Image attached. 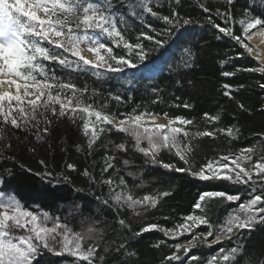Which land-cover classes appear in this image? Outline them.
Instances as JSON below:
<instances>
[{"label": "snow or ice", "instance_id": "obj_1", "mask_svg": "<svg viewBox=\"0 0 264 264\" xmlns=\"http://www.w3.org/2000/svg\"><path fill=\"white\" fill-rule=\"evenodd\" d=\"M220 2L226 3L228 7H217L214 13L207 3H201L199 7L206 14L207 24L217 31V39L228 38L234 47L243 50L227 53L226 58L220 61L221 67L246 53L255 58L259 66L234 65L235 70L264 75V52L251 43L253 37H259L264 42V11L255 15L250 8L257 5H252L238 19L231 10L234 0ZM258 6L264 9V0H260ZM130 7L133 16L150 14L162 22V27L157 29L146 24L147 31L141 30L134 40L129 39L128 34L121 29L122 25L127 27L125 15L117 14L114 0H0V158L13 149L12 138L19 139L17 132L31 133L36 143H43L51 135L53 122L67 119L82 131L89 152L102 133L115 130L130 138L132 149L143 154L145 163L158 165L169 172L186 173L202 182L239 185L240 191L236 193L227 189L201 191L192 205L193 209L201 212L204 204L212 199L236 205L227 212L222 222L218 220L213 223L206 214L190 212L182 217L183 222L173 227L149 222L134 232L139 237L143 233L157 230L169 240L190 234L192 238L186 243L171 244L174 251L164 255L160 264H185V261L187 264H205L198 256L190 255L191 250L197 246V240L211 247L225 240L231 242L234 238L238 239L244 229L254 231L257 225L264 227V157L253 162L254 149L246 148L209 158L205 163L193 166L190 162L191 140L215 137L218 133H226L237 139L239 129L232 125L227 128L189 131L187 126L194 125L192 119L170 117L167 112L159 114L147 109L138 111L133 108L131 112L118 114L110 111L106 102H97L95 90L86 95L89 91L87 85L80 87L70 78L71 72H91L101 77L105 72L123 73L125 69L136 68L151 51L163 48L175 29L193 23L191 18L181 17L175 8L169 14L155 11L148 0L131 3ZM218 20L222 23H218ZM237 24L239 33L235 30ZM85 49L94 59L84 54ZM185 54L187 58L183 60V66L193 67V54L189 49H185ZM57 67L68 70L69 77L57 75ZM234 75L235 72L231 71L221 72L223 77ZM258 86L264 90V82H259ZM221 87L223 96L234 99L233 85L223 83ZM152 91L158 92L157 89ZM112 98L118 102L121 100L119 95ZM237 103L242 111H247L242 102ZM183 107L192 106L185 103ZM260 110L264 111V107ZM161 115L167 120L166 124L156 122ZM203 116L207 123L213 125L222 118L221 115L208 113ZM146 118L154 126H145ZM145 141L147 146H144ZM116 148L128 151L126 142L117 144ZM28 151L35 153L36 148L29 147ZM77 151H81L80 145H77ZM163 151L174 155L177 162H164L160 158ZM10 158L16 159L15 156ZM115 160V156L104 158L105 166L99 181L87 168L81 173L89 178L90 184L99 183L108 187L106 197H95L100 204L116 212L127 209L135 216H146L150 210L159 206L161 200L172 194L170 190H159L153 194L137 196L128 188L124 176H120L118 182L112 176L103 178L104 173L115 168ZM39 163L45 170L35 175L48 180L53 176L48 162L41 159ZM123 164L127 166L129 160L125 159ZM19 167L26 172L33 171L23 163ZM66 168L78 171L73 163H67ZM127 176L139 179L132 171ZM62 178L65 182L71 180L68 175ZM48 182L51 183L50 180ZM142 183L138 186H142ZM117 222L122 228L127 227L124 218ZM98 224L99 221H82L81 230L76 231L49 211H40L39 208L29 210L16 195H6L0 190V264H40L39 258L45 251L56 256L66 253L74 257L75 260L68 264H94L100 242L104 239L103 229L97 227ZM201 226L207 230L197 232ZM165 245L167 240H160L153 247ZM125 247L120 242L115 250L119 252ZM103 251L109 252V247L105 246ZM181 252L184 256L180 255ZM242 252L240 245L230 249L220 247L206 264H236L238 253L242 255ZM99 259L103 260L104 257L100 256ZM245 264H251V261L246 260Z\"/></svg>", "mask_w": 264, "mask_h": 264}, {"label": "trees", "instance_id": "obj_2", "mask_svg": "<svg viewBox=\"0 0 264 264\" xmlns=\"http://www.w3.org/2000/svg\"><path fill=\"white\" fill-rule=\"evenodd\" d=\"M148 2L155 11L162 14H169L171 9L175 8L181 17L191 18L193 23L175 29L169 42L163 48L151 51L136 68L125 69L123 73L105 72L101 77H96L91 72H71L70 78L80 87L87 85L89 91L86 95L95 90L97 102H106L109 110L118 114L131 112L133 108L138 111L147 109L159 114L167 112L170 117L183 116L192 119L194 125L187 126L189 131L212 130L213 127L227 128L232 125L239 129L237 139L229 137L226 133H218L215 137H197L191 140L190 162L193 166L205 163L209 158L246 148L254 149L253 162L264 157V111L260 110L264 107V90L258 86L259 82H264V75L235 70L234 65L259 66L258 62L246 53L221 67L220 61L226 58L227 53L243 50L234 47V43L228 38L217 39V31L207 24L206 14L199 7L201 3H207L214 13L217 7L223 9L228 5L220 0ZM114 3L117 5V14L125 15L127 27L122 25L121 29L128 34L129 39L134 40L141 30L147 31L146 24H151L157 29L162 27V22L150 14L141 13L138 17L132 15L130 4L139 3V0H114ZM259 4L260 0H234L231 10L239 19L245 9L257 5L252 6L250 10L253 14L260 15L264 9L259 7ZM217 22L222 23L219 20ZM235 30L240 32L238 24ZM185 49H189L194 57L191 68L183 66V60L187 58ZM222 71L235 72V75L223 77ZM56 72L57 75L69 77L68 70L57 67ZM223 83L234 86V99L223 96ZM240 85L244 87L241 88ZM152 89H157L158 92L154 93ZM115 95L121 97L119 102L112 98ZM154 100L158 102L153 103ZM238 101L245 105L247 111L239 108ZM185 103L192 107H183ZM204 113L221 115L222 118L215 125L209 124L205 121ZM16 136L19 139L12 138L13 149L0 158V190L16 195L29 209L49 211L52 216L60 217L62 223H67L76 231L81 230L82 221H99L97 227L103 229L104 239L100 242L94 264H160L164 255L174 251L170 247L171 244L186 243L192 237L186 234L177 240H169L157 230L137 237L134 232L141 226L152 222L173 227L183 222L182 217L190 212L206 214L213 223L218 220L222 222L227 212L236 206L212 199L204 204L203 212L193 209L192 205L201 191L227 189L236 193L240 191V186L228 182H202L186 173L169 172L158 165L145 163L143 154L132 149L130 138L115 130L102 133L91 152L87 149L82 131L67 119L53 122L51 135L47 137L46 142L36 143L31 133L17 132ZM125 142L128 151L117 150L116 145ZM77 145L81 146V151H77ZM29 147H35V153H30ZM12 156L16 159H11ZM106 156L116 157L115 168L104 173L103 178L112 176L118 182L119 177L124 176L128 188L137 196L153 194L159 190H170L172 194L161 200L159 206L150 210L146 216H135L127 209L116 212L107 205L100 204L95 197H106L108 187L99 183L90 184L89 178L81 173L87 168L99 181ZM160 158L164 162H177V158L167 151H163ZM41 159L48 162V168L53 172V176L48 178L51 183L35 175L36 172L42 173L45 170L39 163ZM125 159L129 160L127 166L123 164ZM20 163L33 171L30 173L22 170ZM67 163L75 164L78 171L68 170ZM179 163L182 165V162ZM129 171L135 172L139 179L134 180L133 177L127 176ZM63 175L70 176V182H65ZM141 181L142 186H138ZM75 189L83 191L77 192ZM165 217L169 219L165 220ZM120 218L126 220V228L118 224ZM206 230L205 226H201L196 231ZM160 240H167V245L153 247ZM120 242L126 247L117 252L115 247ZM196 243L197 246L191 250L190 255L198 256L205 264L220 247L230 249L236 245H240L243 250L242 255L238 253L236 264H245L246 260L251 261V264H264V227L260 225H257L254 231L242 230L240 237L231 242L225 240L211 247L199 240ZM105 246L109 247L107 253L103 251ZM180 255L184 256V253L181 252ZM100 256L104 259H99ZM39 260L40 264H68L75 259L45 251Z\"/></svg>", "mask_w": 264, "mask_h": 264}, {"label": "rangeland", "instance_id": "obj_3", "mask_svg": "<svg viewBox=\"0 0 264 264\" xmlns=\"http://www.w3.org/2000/svg\"><path fill=\"white\" fill-rule=\"evenodd\" d=\"M255 47H257L261 52H264V42H262L261 40H260V38L259 37H253V40H252V42H251ZM84 54L89 58V59H94V56L92 55V54H90V53H88L87 52V50L85 49L84 50ZM251 57V56H250ZM253 58V57H252ZM254 60H256L255 58H253ZM257 61V60H256ZM258 62V61H257ZM258 64H259V62H258ZM146 124H145V126H147V127H152V126H154L153 125V122L150 120V119H148V118H146ZM156 122H158V123H167V120L165 119V118H163V117H158V119H157V121ZM144 146H147V144H146V141L144 142ZM6 195H8V194H10V193H5ZM29 210H36V209H29ZM65 256H68L66 253L64 254ZM69 257V256H68ZM70 258H74V257H70ZM75 259V258H74Z\"/></svg>", "mask_w": 264, "mask_h": 264}]
</instances>
